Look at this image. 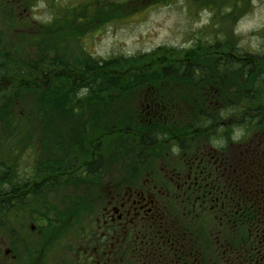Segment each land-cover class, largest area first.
Listing matches in <instances>:
<instances>
[{"label":"rangeland","instance_id":"1","mask_svg":"<svg viewBox=\"0 0 264 264\" xmlns=\"http://www.w3.org/2000/svg\"><path fill=\"white\" fill-rule=\"evenodd\" d=\"M216 1L218 5H211L210 9L206 5L191 3L194 0H26L24 8H20V20L15 22L13 29L2 28L4 22L9 25L6 21L11 17L10 3L6 2V6H1L0 61L3 59L5 62L7 51L13 49L19 50L21 60L32 59L33 63H39L38 61L43 59L50 61L49 58L55 52L62 53L64 57L74 58V55H77L94 62L110 59L123 61L126 58L130 59V62L133 61L127 68H116L115 65L107 67L106 70L110 73L103 74L104 71H99V80L105 75L112 82L110 87L104 84L102 92H99V85L88 82L95 72L84 74L82 80L76 82L74 78L64 76L65 83L69 84V87L67 84L64 86L68 88V91H64V99L47 97L42 91L36 93L34 89L28 90L19 86L13 93L18 94L24 90L29 92H24L23 97H17L18 103L13 110H5L7 99L4 100L3 94H0V165H5V162L12 165V162H16L19 172L24 174L21 177L27 178L24 183L41 186L36 189L38 194L45 189L44 185L52 189L46 194H41V198L36 196L39 201L36 204L21 207L25 212H22L21 217L11 219L7 225L8 234L24 235L31 244L41 243L42 249L49 250L48 254L56 259L55 264H62L64 223L51 227L50 231L56 234H53L52 238L51 233H43V239L38 238L35 234H39L41 227H47L39 223L33 213L45 217L51 214V208L55 205L59 209L71 205L67 216H76L82 199L75 197L73 200L71 195L77 194L76 191L80 189L69 188H77L80 185L94 187L99 185L101 178L84 179L74 176V180L68 176L64 180V172L68 164L77 163L80 170L81 166L92 158L94 150L96 154H112L117 167L123 165L122 157L131 152L135 140L139 138L137 132L129 129L127 124L135 129L141 127L138 110L142 106L136 105L138 99H141L140 95H143L140 90L145 91L153 86L159 92H169L170 96H176L179 105L173 107L172 112L178 119L173 117V121H184L185 118L193 116L192 112L199 115V118L211 119L217 114L215 109L221 110L222 107L226 111L233 107L229 105L228 97L235 93L230 91L233 86L243 82L244 78L240 74L229 78L225 76L219 81H207L203 83L206 84L204 88H197L196 84L185 82V78H177L181 79L180 82L150 79L129 88H117V85H113L120 79L132 77L133 73L122 72L130 71L131 67L134 72L136 65L146 63L151 69L149 71L162 68L168 63L180 68L183 65L176 61L177 59H183L187 63L189 60L186 59L189 57L194 58L193 55L206 53L207 51L197 52L193 49L194 35L198 31L213 30L216 24L221 25L226 21L227 5L219 7L225 0ZM234 32V35H239L240 46L247 52H260L263 43L261 36L264 35V0H252L249 9L235 20ZM161 47L164 49L160 50ZM140 55L144 58H138ZM208 59L199 57L192 62ZM2 84L0 83V86ZM90 85L95 91L88 89ZM123 85L127 87V84ZM211 94L225 97L224 104L211 109L215 99L210 102L209 99L207 102L205 100ZM70 99L73 102L68 103ZM204 100L205 103H202ZM43 111L47 112V118L40 120L39 116ZM167 112L168 110L164 109V113ZM6 117L11 119L6 120ZM217 117L216 122L208 125L214 144L228 140L240 145L251 139L255 151L264 149V134L259 138L254 136L255 133L246 134L241 119L231 122L234 119L226 114ZM261 129L264 132V127ZM129 130L131 133L128 134ZM200 130L203 132L207 128ZM96 139L102 142L97 144ZM14 151L17 153L14 154ZM257 156L264 159V154H256ZM29 164L32 169L24 171ZM37 166L42 172L53 166V170L58 169V174L37 176ZM96 193V189L90 190L84 202L89 201ZM32 217L36 218L34 222L38 225L34 231L30 227ZM31 235L34 237L29 238ZM31 239L35 241L30 242ZM39 239L42 241L39 242Z\"/></svg>","mask_w":264,"mask_h":264},{"label":"flooded vegetation","instance_id":"2","mask_svg":"<svg viewBox=\"0 0 264 264\" xmlns=\"http://www.w3.org/2000/svg\"><path fill=\"white\" fill-rule=\"evenodd\" d=\"M19 1L13 0L17 7ZM14 13L19 21L21 12ZM239 60L248 62L244 57ZM34 80L31 89L36 88ZM140 91L143 95L136 104L142 106L140 126L151 131L135 140L131 152L122 157L123 165L117 167L112 154L94 150L80 170L66 166L64 180L80 174L101 179L94 187L69 188L80 189L82 202L75 217L64 211L62 264H264V159L256 157L264 149L255 151L251 139L240 145L228 140L214 144L209 123L173 121L178 118L173 107L164 104L161 92L153 86ZM244 131L258 138L264 134L259 128ZM100 158L101 166L95 167ZM2 184L0 264H55L41 243H28L26 236L8 234L7 228L12 218L25 212L21 205L34 204L36 196L41 198L50 187L44 185L35 194L41 186L34 184L36 189H27L23 201L14 193L4 214ZM89 189L97 193L84 202ZM55 208L45 217L33 213L47 227L35 234L38 238L43 239V233L52 238L56 234L51 227L63 224ZM31 219L34 231L38 225L36 218Z\"/></svg>","mask_w":264,"mask_h":264},{"label":"trees","instance_id":"3","mask_svg":"<svg viewBox=\"0 0 264 264\" xmlns=\"http://www.w3.org/2000/svg\"><path fill=\"white\" fill-rule=\"evenodd\" d=\"M6 2L10 3L12 12L10 19L6 21L9 25H6L4 22L2 23V28L13 29L15 26V22L17 21L16 16L14 15L16 13H14V11H20V8L23 9L26 0H20L19 7L15 5V2H13V0H0V9L6 6ZM191 3H197L204 6L206 5V7H209L210 9L212 8L211 5H218L216 0H194V2ZM222 4L223 5H219V7L227 5V13L225 14L226 21L223 22V24L221 25L216 24L213 30L210 29L209 31H198V33L201 34L199 35L197 33L194 35L195 40L193 42L195 43V45L193 46V49L197 52L207 51L206 53L193 55L192 57L194 58L189 57V59H186L189 60V62L187 63L184 62L183 59H177L176 61L181 62L180 64L183 65L180 68H175L173 66V63H168L167 65H163L162 68L158 67L153 69V71H149L151 69L146 63L136 65V71L133 72V70H131L133 67H131L130 71L126 70L122 72H131L134 74L132 77L128 76V78L125 80L120 79L116 81V83H114L113 85H117V88H120L119 86H121L122 88H129L148 82L150 79L153 81H166L169 79L174 82H180L181 79L185 78V82L194 83L198 86L197 88H204L206 84L203 83L207 81L214 82L216 81V79L219 81L225 76H228L229 78L231 76H236L240 74L244 79L242 83L234 85L233 89L230 90L234 91L235 93L233 94V96L228 97L230 100L229 105H233V107L227 109V116L234 119L231 120V122H235L237 119H241V124L245 126L246 129H251L255 127L253 129L255 130L257 128H261L264 124V35L261 36L263 43L261 49H259L260 52H258L257 54L247 52L242 46H240L238 42L239 35H234V23L235 20L243 12H246L249 9L252 4V0H225L222 2ZM2 5L3 7H1ZM163 49V47L160 48V50ZM188 56H191V54H188ZM199 57L203 59H209L202 62L201 60H199L200 62L197 63L192 62L193 59H199ZM243 57L248 60V62L242 63L239 60ZM6 58L4 57L5 62H3V59H1L2 61H0V83H3L2 86H4L3 93L1 92L2 86H0V94H3L5 98L4 100L7 99V101H5V110H13V108L17 106L18 103L16 102L17 97H23L22 95L24 92H29L28 90L31 89L32 80H34L33 77H35L34 81L36 84L34 92L37 93L39 91H42V94L47 95V97H62L64 99V91H68V88L64 87L67 84L64 81V76L68 78H74V81L76 82L82 80L84 74H92L96 72L95 75H93V78L90 79L88 82H93L96 85H99V92H102L104 86L109 85L110 87L112 86V82L109 81L110 79L106 78L105 75L103 76V78H100L101 80H99L97 77L99 75V71H104L103 74L110 73L106 69L107 67L114 65L116 68H120L121 66L123 68L126 66L129 67L133 64L132 60L136 59L131 58L132 62L128 61L130 60L128 58L124 59L123 61H119L117 59H110L106 61L96 60L94 62V60L82 59L80 56L77 55H74V58L64 57L62 53L55 52L54 55L49 58L50 61H48V59H43L41 61H38L39 63H33V61L31 60L29 63L28 61L26 62L24 60H21V53L18 49L7 51ZM138 58L144 57L140 55ZM124 61H126V63ZM48 66H51L52 68H57L58 70L54 69L50 72L48 70ZM30 70H32L33 74ZM123 84H127V87H124ZM75 85L76 84H74V86ZM19 86L23 88H28V90H24L23 92L19 91L18 94L17 92L13 93ZM67 86L69 87V84H67ZM88 87V89H93L95 91V88H93V86L90 85ZM160 95L166 107H175L177 106V104L179 105L177 97L170 96L171 94H169V92H161ZM86 98L90 99L89 97ZM224 98L225 97L223 96H215V94H211L209 97L205 98V100L207 102V100L209 99L210 102L212 99H215V101L212 103V106H214L215 102L220 105H223L225 102ZM205 100L202 103H205ZM70 102H73L72 99L68 101V103ZM242 107H244L243 110ZM223 114V112L217 111V114L211 119H199L197 118L199 117V115L192 112L193 119L187 118L184 119V121L195 120L206 123H214L218 120L217 116L220 115V117H222L224 116ZM46 118L47 112L43 111L39 116V119L44 120ZM5 119L9 120L11 118L6 117ZM127 125L131 126L129 123ZM133 130L137 132V135L140 138L142 133L146 131L150 132L151 128L145 129L143 127H140L138 129L133 128ZM149 137L153 138L155 136L149 135ZM13 153L16 154L17 152L14 151ZM45 162H47V160H45ZM100 163H102L101 158L100 161L97 162L98 165L96 164L95 167L99 165L101 166ZM77 166V163L76 165L68 164L69 169ZM4 167L6 168L4 169ZM50 167L49 169H45L44 172H42L41 169H39L37 166V176L42 177L45 174H47V176L50 174H58V169L53 170V166ZM27 169H32V165L29 164V167H27L24 171H26ZM29 172L31 173V170H29ZM90 173H94V171H91ZM23 175V173L19 172L16 162H12V165L6 162L5 165H0V182L1 184L3 183L2 189L5 190L4 214L7 213L6 211L8 210V207L11 206L9 205V203L14 198L15 194L22 196L23 199H20L19 201H23L25 200L23 193L28 192V190L24 188L36 189L34 184L27 185L26 183H24L26 182L27 178H25L26 180L23 179L21 177ZM9 178H12V180H9ZM78 178H82V175L80 174ZM83 178L86 179L88 178V176L84 175ZM50 191H52V189H48V192ZM34 193L38 194L37 192ZM76 193L78 194V191H76ZM77 194L68 195H71V199L73 200L76 198H81V195L78 196ZM37 200L38 199L34 200V204L39 202ZM24 205L25 204L21 205L20 207ZM70 206L71 205L65 206V210L61 208L59 209L56 206L55 210L58 212L60 218L64 217V211H68ZM60 220L62 221V223L64 222L62 219Z\"/></svg>","mask_w":264,"mask_h":264},{"label":"bare ground","instance_id":"4","mask_svg":"<svg viewBox=\"0 0 264 264\" xmlns=\"http://www.w3.org/2000/svg\"><path fill=\"white\" fill-rule=\"evenodd\" d=\"M47 67V66H46ZM54 69H56V70H58L57 68H52L51 66H48V70L51 72L52 70H54ZM45 174V173H44Z\"/></svg>","mask_w":264,"mask_h":264}]
</instances>
